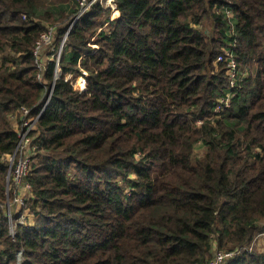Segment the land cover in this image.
Returning a JSON list of instances; mask_svg holds the SVG:
<instances>
[{
  "label": "trees",
  "instance_id": "16d2710c",
  "mask_svg": "<svg viewBox=\"0 0 264 264\" xmlns=\"http://www.w3.org/2000/svg\"><path fill=\"white\" fill-rule=\"evenodd\" d=\"M115 1V19L94 4L68 29L77 0H0V264H211L231 250L225 264H264L248 249L264 230V0ZM225 49L247 75L215 113L232 89ZM82 70L83 90L66 78ZM22 107L37 116L34 223L12 235Z\"/></svg>",
  "mask_w": 264,
  "mask_h": 264
},
{
  "label": "built area",
  "instance_id": "2783aa9c",
  "mask_svg": "<svg viewBox=\"0 0 264 264\" xmlns=\"http://www.w3.org/2000/svg\"><path fill=\"white\" fill-rule=\"evenodd\" d=\"M98 4L104 9H109L113 13H117V4L113 0H77V11L69 24V28L73 25V23L81 16L82 13L87 11L92 5ZM114 19V18H112ZM55 31L52 26H48L47 30H45L40 38L36 41L34 54L36 60L38 61L39 69L43 70L46 64L45 57L43 55L44 49L47 44L51 43L54 39ZM65 37L62 42H64ZM95 45V44H93ZM60 48L57 52V56L55 59L56 65H58L59 56L61 53ZM215 62H224L226 64V71L230 79V89L226 96L221 97L219 99V103L214 109L215 113L221 111L224 107L228 106L231 98L235 95L234 88L236 87V83L238 80H241L247 75V72L241 71L237 68V63L233 56V53L229 49H225L224 52L217 55ZM82 74L86 75V71L82 70ZM40 76V74H39ZM66 78L71 81L75 88H78L74 85V76L72 73H67ZM83 90L84 88H79ZM51 93V91H50ZM48 94L47 99L45 100L43 107L46 105L48 98L50 96ZM37 116H33L30 114L29 109L22 107L21 108V118L19 123H16V129L19 137V141L13 153H10L6 156L9 164L7 170V179H6V190L5 193H9V189L7 188V183H12V194L13 199L10 201L8 198L6 201H3L2 207H4L6 215L9 219V223L11 225L10 233L12 235L15 234V228L17 224H22L26 226H30L28 222H26L27 218L29 219V215L26 212L30 210L24 206L27 199L30 197L23 196L20 192V188H26L28 193H31V187L29 183L26 181V177L29 174L31 169V165L33 162L34 155L36 154V149L38 147L37 144V135H32L33 130L35 129V122ZM9 156V157H8ZM18 156V157H17ZM5 195V198H6ZM237 251H225L215 255V258L211 262V264H223L226 259L233 257ZM18 260L21 259V250L18 251L17 255Z\"/></svg>",
  "mask_w": 264,
  "mask_h": 264
},
{
  "label": "rangeland",
  "instance_id": "374dc122",
  "mask_svg": "<svg viewBox=\"0 0 264 264\" xmlns=\"http://www.w3.org/2000/svg\"><path fill=\"white\" fill-rule=\"evenodd\" d=\"M113 1L116 2L115 0H113ZM118 15H119L118 10H117V13H113L111 10L109 11V18L110 19H112V18L115 19ZM81 78L85 79V74H81L80 76H77V77L74 76L73 82H74V85L76 84L75 86H77L78 88H81V85L79 84V80ZM85 85H86V83H85ZM195 149H196V152L198 154L203 153L205 151V147L201 143H198L195 146ZM6 179H7V173H6V177H5V190H6ZM11 185H12L11 182L9 184L7 183V188L9 189V193H7L6 198H4V201H6L7 198L10 201H12V199H13V194L11 193L12 190H13L12 189L13 187ZM20 192H21V194L23 196H27V194H28V191L26 190V188H23V187L20 188ZM26 213L29 214V218H32V216L34 215L30 211L26 212ZM26 222H28L29 224H33L34 220L32 222L31 219L27 218ZM251 243H252V245H251V247L249 246L248 249H250V250L254 249V250L258 251V252H264V230L260 231L259 233H256L255 236H254V239H253V241ZM221 252L222 251L218 252V254L221 253ZM223 264H225V262Z\"/></svg>",
  "mask_w": 264,
  "mask_h": 264
},
{
  "label": "crops",
  "instance_id": "0c3cea01",
  "mask_svg": "<svg viewBox=\"0 0 264 264\" xmlns=\"http://www.w3.org/2000/svg\"><path fill=\"white\" fill-rule=\"evenodd\" d=\"M32 195H33L32 192H31V193H30V192L28 193V196H29L30 198L32 197ZM28 215H29V214H28ZM29 219H31V221L33 222V220H34V215L32 216V218H29Z\"/></svg>",
  "mask_w": 264,
  "mask_h": 264
}]
</instances>
